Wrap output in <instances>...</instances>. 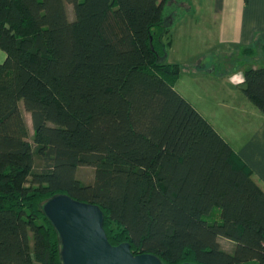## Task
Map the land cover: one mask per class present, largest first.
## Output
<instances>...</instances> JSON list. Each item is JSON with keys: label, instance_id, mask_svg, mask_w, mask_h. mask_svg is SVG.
<instances>
[{"label": "trees", "instance_id": "trees-1", "mask_svg": "<svg viewBox=\"0 0 264 264\" xmlns=\"http://www.w3.org/2000/svg\"><path fill=\"white\" fill-rule=\"evenodd\" d=\"M184 1L0 0V264H62L41 211L56 195L97 205L108 242L134 255L264 264V192L174 89L166 56ZM239 90L264 115L263 65Z\"/></svg>", "mask_w": 264, "mask_h": 264}, {"label": "crops", "instance_id": "crops-1", "mask_svg": "<svg viewBox=\"0 0 264 264\" xmlns=\"http://www.w3.org/2000/svg\"><path fill=\"white\" fill-rule=\"evenodd\" d=\"M181 7L185 11L179 13L171 26V45L166 56L168 63L180 66L174 89L239 154L264 192V115L242 95L238 82L242 80L244 68L264 66V59L256 56L254 60L243 61L241 67L215 70L216 59L229 62L234 52L248 48L255 51V45L264 40V0H185ZM217 53L222 56L216 58ZM193 85L202 96L197 97L194 91L191 92L195 95H190L189 88ZM219 108L226 113L233 112L228 118L230 122L244 125L238 135L239 125L230 132L231 137H226L227 128L222 131L215 126L217 121L210 111ZM238 112L239 121L235 119ZM219 130L225 131L224 135Z\"/></svg>", "mask_w": 264, "mask_h": 264}, {"label": "water", "instance_id": "water-1", "mask_svg": "<svg viewBox=\"0 0 264 264\" xmlns=\"http://www.w3.org/2000/svg\"><path fill=\"white\" fill-rule=\"evenodd\" d=\"M41 211L58 235L62 264H163L154 255H134L128 243L112 246L97 205L56 195L42 204Z\"/></svg>", "mask_w": 264, "mask_h": 264}, {"label": "rangeland", "instance_id": "rangeland-1", "mask_svg": "<svg viewBox=\"0 0 264 264\" xmlns=\"http://www.w3.org/2000/svg\"><path fill=\"white\" fill-rule=\"evenodd\" d=\"M66 7H67L68 16L70 18H73L74 17L73 8L70 5H68V4H66ZM184 11H185V9L183 7H180L179 6L176 9V15L175 16L176 17L177 16L179 17V13H182ZM177 12H178V14H177ZM194 37H195V35L192 36V39H191V40H193V42H194ZM194 53H195V50L193 51L192 55H194ZM219 56H222V54L217 53L216 54V58H218ZM256 56L259 57V58H263L264 59V40L261 42V44L259 46L255 45V51L249 57H246L244 54H242V51H236V52H234L232 54V59L229 60V62L228 61H225V59L223 61H219V58L216 59V62H215V66L216 67H215V70L217 72H219V71H227L230 67L234 69L236 66L240 65L241 62L247 61V60L248 61L254 60L253 58L256 57ZM4 58H5V54L2 51H0V63H2V61L4 60ZM196 88H198V87L195 86V85L190 86V88H189V89H191V90H189L190 91V95L191 96H194L195 95L194 92H196L197 93V97L198 96H202V95H200L198 93V90H194ZM191 91H194V92H191ZM193 98H196V96L193 97ZM19 107H20V110L22 112V115H23V117H24V119L26 121V124H27L28 136H29L28 137V141L32 144L33 143V130H32V124H31L30 114L27 113L24 110L23 103L22 102L19 103ZM197 107L199 109H201V104L200 103H197ZM210 113L212 115H214V118L217 121L216 124H215L216 127L221 128V130L222 129H225V128H227L229 130V132L226 133L227 134L226 137H229L231 135L230 132H232L233 128H235L237 125H239L238 124L239 122L237 124H234L233 121L230 122L228 120V118L231 117L229 115H232L233 112L232 113L231 112L226 113V111H224L223 109L219 108L217 110L210 111ZM240 117L241 116H240V114L238 112V114L235 115V119H237L239 121V118ZM227 122H229L228 125H226ZM243 127H244V125H241V126L239 125V127L236 129L237 130L236 131V134L237 135L240 133V128L242 130ZM221 130H219V132L222 135H224V132L225 131L222 132L223 130L222 131ZM231 136H233V135H231ZM76 174H77L78 180H80L81 183H83L85 185H89V184H92L93 183L94 170L92 168H89V167H80V168L77 169ZM222 248L225 249V250H227V249L229 250V245H228V243L226 241H222ZM247 264H253V263H247Z\"/></svg>", "mask_w": 264, "mask_h": 264}, {"label": "built area", "instance_id": "built-area-1", "mask_svg": "<svg viewBox=\"0 0 264 264\" xmlns=\"http://www.w3.org/2000/svg\"><path fill=\"white\" fill-rule=\"evenodd\" d=\"M238 82H240V81H238Z\"/></svg>", "mask_w": 264, "mask_h": 264}]
</instances>
